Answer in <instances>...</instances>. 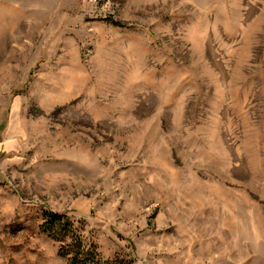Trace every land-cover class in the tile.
<instances>
[{
  "label": "rangeland",
  "instance_id": "1",
  "mask_svg": "<svg viewBox=\"0 0 264 264\" xmlns=\"http://www.w3.org/2000/svg\"><path fill=\"white\" fill-rule=\"evenodd\" d=\"M47 211L127 264H264V0H0V264H68Z\"/></svg>",
  "mask_w": 264,
  "mask_h": 264
},
{
  "label": "trees",
  "instance_id": "2",
  "mask_svg": "<svg viewBox=\"0 0 264 264\" xmlns=\"http://www.w3.org/2000/svg\"><path fill=\"white\" fill-rule=\"evenodd\" d=\"M41 231L61 243L59 253L68 264H127L124 259H104L97 246L89 243L84 229L78 228L65 214L47 211Z\"/></svg>",
  "mask_w": 264,
  "mask_h": 264
}]
</instances>
